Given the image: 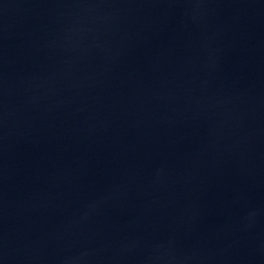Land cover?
Returning a JSON list of instances; mask_svg holds the SVG:
<instances>
[{
  "label": "water",
  "instance_id": "1",
  "mask_svg": "<svg viewBox=\"0 0 264 264\" xmlns=\"http://www.w3.org/2000/svg\"><path fill=\"white\" fill-rule=\"evenodd\" d=\"M0 264H264V0H0Z\"/></svg>",
  "mask_w": 264,
  "mask_h": 264
}]
</instances>
